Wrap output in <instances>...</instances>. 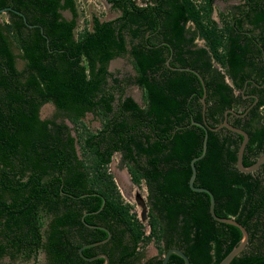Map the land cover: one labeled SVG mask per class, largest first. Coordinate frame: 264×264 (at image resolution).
Segmentation results:
<instances>
[{
	"label": "trees",
	"instance_id": "16d2710c",
	"mask_svg": "<svg viewBox=\"0 0 264 264\" xmlns=\"http://www.w3.org/2000/svg\"><path fill=\"white\" fill-rule=\"evenodd\" d=\"M140 1L107 0L118 15H93L79 28L76 0H0V259L43 252V264H101L78 248L108 234L84 221L111 232L82 250L106 253L109 264H160L171 247L190 264H217L239 243V228L212 218L209 196L189 187L205 134L192 121L217 126L227 108L241 105L234 91L244 80L263 79L264 0H241L219 12L220 22L214 0ZM118 57L130 60L133 75L109 70ZM171 66L203 77L204 117L199 78ZM131 84L143 103L126 93ZM46 103L56 113L42 118ZM87 114L98 127L86 125ZM230 123L249 135V166L264 153V94ZM241 140L225 127L208 130L194 185L213 193L217 215L248 231L230 264H264V163L239 171ZM115 153L132 183L145 185L146 226L109 170ZM150 243L157 253L146 257ZM167 264L183 259L172 253Z\"/></svg>",
	"mask_w": 264,
	"mask_h": 264
},
{
	"label": "rangeland",
	"instance_id": "374dc122",
	"mask_svg": "<svg viewBox=\"0 0 264 264\" xmlns=\"http://www.w3.org/2000/svg\"><path fill=\"white\" fill-rule=\"evenodd\" d=\"M241 0H214V10L212 18L217 22H220L219 11L225 13L235 4H238ZM138 2H141L138 0ZM78 12H79V28L84 24L86 20H90L93 15L98 16L100 19H111L118 15V12L111 7V4L107 0H76ZM69 16L68 12L64 13ZM198 44H203V40L197 39ZM17 52V51H16ZM17 67H23V61L17 60ZM109 70L116 72L119 77L123 75L129 76L134 74L133 65L127 57H118L109 63ZM126 93L131 95L139 103H143L142 90L131 84L127 86ZM56 113L55 107L51 103L44 104L40 109V116L42 118L52 117ZM64 117L58 116L57 119H63ZM66 123L73 127V124L67 119H64ZM83 121L91 128L99 126V121L92 114H87ZM109 170L112 173L114 180L118 186V189L125 202L133 206V210L136 213L138 219L146 226L147 224V203H146V188L142 183L136 185L132 183L130 175L125 166L120 162V155L115 153L112 161L109 165ZM144 254L146 257L153 256L157 253V249L153 243H150L144 248ZM45 255L40 252L35 260H22L17 258L14 261H9L8 258L0 260V264H43Z\"/></svg>",
	"mask_w": 264,
	"mask_h": 264
},
{
	"label": "water",
	"instance_id": "95a60500",
	"mask_svg": "<svg viewBox=\"0 0 264 264\" xmlns=\"http://www.w3.org/2000/svg\"><path fill=\"white\" fill-rule=\"evenodd\" d=\"M5 10H6V8L0 9V13L4 12ZM166 64L169 65V59L166 60ZM171 68L172 69H177V70L191 71L199 78V81L201 82L202 87H203V91H204L203 95L201 96V102H202V105H203V107H202V116L204 117L206 89H205V84H204L203 77L200 75V73L198 71H196V70H194V69H192L190 67H172L171 66ZM228 112H233V111L231 109L226 110L224 112V117H223L222 122H220L215 127H212L209 124H207L206 120H204L203 123H200V122H197V121H194V120L192 121L193 124L202 127L204 129V131H205V134H204V138H203L201 153L199 155L193 157L191 159V161H190L191 174H190V177H189V180H188L189 187L192 190H194V191L205 192L209 196V199H210L209 212H210L212 218H214L215 220H217L219 222L232 224V225L238 227L239 230L242 233V237H241L239 243L236 246H234L228 252V254L221 261H219L217 264H230L232 259L234 257H236L237 255H239L244 250V248L246 247V245L248 243V239H249V234H248L247 229L241 223H239L237 220H235L233 217H230V216L223 217V216L217 215L215 213V210H214L215 198H214L213 193L208 188L194 185V180H195V176H196V168H195V164L194 163H195V161L201 159L204 156L205 152H206V147H207L206 142H207L208 130H217V129H220L222 127H225L228 130L233 131V132H235L237 134H240L242 136V140H241L240 145L238 147L237 158H236V167H237V169L239 171H241L243 173L253 172L256 169H258L260 167V165H262L264 163V153H263L251 165H249V166H244L243 165V154H244L245 146H246V144H247V142L249 140V135H248V133L245 130H243L242 128L231 124L228 121V117H227V113ZM84 215L85 214H83V216H82V221H84ZM84 223L86 225H88V226H91V227H100V228L104 229L108 233V236L105 239H103V240L86 243V244H83L82 246H80L78 248V252H79L80 256L83 259H86V260L103 258V262L101 264H109V257H108V255L106 253L102 252V253H98V254H96L94 256L87 257L82 252V250L84 248H86V247L96 246V245H99V244L107 241V239L110 236L109 230L107 228H105V227H102V226H95V225L86 223L85 221H84ZM172 253L178 255L179 257H181L183 259V264H190L189 258L187 257V255L181 249L176 248V247H171V248L166 250V252L162 256V260H161L160 264H167V262H168V260L170 258V255Z\"/></svg>",
	"mask_w": 264,
	"mask_h": 264
},
{
	"label": "flooded vegetation",
	"instance_id": "af4514ba",
	"mask_svg": "<svg viewBox=\"0 0 264 264\" xmlns=\"http://www.w3.org/2000/svg\"><path fill=\"white\" fill-rule=\"evenodd\" d=\"M261 57L264 58V50L261 51ZM226 81L232 85V80L229 77H226ZM234 93H235V96H237V97H238V95L240 96L239 100L241 102V105L237 106L236 109L233 107L226 109V110L231 109L233 111V112L227 113V117H228L229 122L233 121V116L243 117L246 113H248L250 110L254 109L255 106H257L261 95L264 94V77L262 80L260 78H254L253 76L247 77L244 80L243 87L240 90L236 89L234 91ZM95 226H101V225H95ZM102 227H104V226H102ZM98 228H100V227H98ZM100 229H102V228H100ZM110 237H111V232H110L109 238ZM109 238L107 240H109ZM105 242H103L101 244H104ZM99 253H102V251Z\"/></svg>",
	"mask_w": 264,
	"mask_h": 264
},
{
	"label": "crops",
	"instance_id": "0c3cea01",
	"mask_svg": "<svg viewBox=\"0 0 264 264\" xmlns=\"http://www.w3.org/2000/svg\"><path fill=\"white\" fill-rule=\"evenodd\" d=\"M219 12H220V11H219ZM219 12H218V13H219ZM212 14H213V13H212ZM214 20H215V19H214Z\"/></svg>",
	"mask_w": 264,
	"mask_h": 264
}]
</instances>
